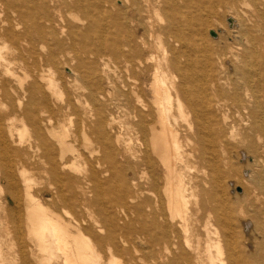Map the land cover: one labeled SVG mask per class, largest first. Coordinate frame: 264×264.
I'll return each instance as SVG.
<instances>
[{
  "label": "bare ground",
  "instance_id": "6f19581e",
  "mask_svg": "<svg viewBox=\"0 0 264 264\" xmlns=\"http://www.w3.org/2000/svg\"><path fill=\"white\" fill-rule=\"evenodd\" d=\"M117 81L136 103L121 116ZM60 103L85 117L55 121ZM116 183L123 223L88 230L76 199L105 212ZM131 246L148 264H264V0H0V264H123Z\"/></svg>",
  "mask_w": 264,
  "mask_h": 264
},
{
  "label": "rangeland",
  "instance_id": "374dc122",
  "mask_svg": "<svg viewBox=\"0 0 264 264\" xmlns=\"http://www.w3.org/2000/svg\"><path fill=\"white\" fill-rule=\"evenodd\" d=\"M131 27H132V29H134V28L135 29H138L137 30V35L138 36L143 35V33L145 32V28L143 26H141L139 23L133 24ZM222 28H223L222 25L220 26V24L214 22V26L208 29V34L207 35H208V37L210 39H213L214 40L215 43H214V46L213 47H215V48H218V47H221V46H224V45L221 43V40H219V38H217V36H212L211 35V31L212 30L213 31H217L218 29L221 30ZM227 42H231V41L228 39ZM111 75L113 76V74H111ZM143 76H144V79H143ZM138 77L140 78V83L142 82L141 85L142 86H145L144 89H145V92H146V100H149L150 99V91L148 89H149V84H150V81H151V78H150L151 77V73H148V76L147 75H144V74H139ZM65 79L67 80L68 77L65 76ZM127 82L129 84H132L133 83V81L131 79L130 80H127ZM117 85H118V87L113 90V92H115L114 93V96H112L111 99L109 98L108 108L115 115L121 116L124 113H126V112H124V110H127V112H130V111L134 110L135 109V106H136V103H135L134 98H133V96H132L131 93H129V95L127 97L119 95V90H120V88H119V81H117ZM80 92H82V91H80ZM119 99H121V101L124 103V105H126L128 107L127 109H125L124 107L123 108H120L119 107ZM60 104L62 106L61 111L57 107V108H55V113L53 114V118H54L55 121H57V120H61V121L62 120H66L67 121V118H68V114L69 113H72L73 114L74 119L77 120L78 123L85 117V114L83 113V110L84 109H82V107H79L78 110H77V113H75V105L69 106L67 103H60ZM50 115H48L46 118H48ZM127 116H129V115H127ZM129 121L132 122L131 119H129ZM16 125L20 127L21 126L20 121H17L16 122ZM121 130H122V128L120 126V123H117V124L114 125L113 134H116L118 132L120 133ZM123 131L126 132L127 129L124 127L123 128ZM77 138L79 140H81L80 135L77 136ZM241 166L243 168L244 165L241 164ZM196 169L197 170H195V172L196 173H199L198 172L199 171V167L198 166H197ZM130 174H129V176L131 177ZM247 174L248 173L245 172V175H247ZM241 175H242V172H241ZM241 175L239 176V178H240V182L238 183L239 185L237 184V186L234 188V190L236 192L235 191L233 192V190L231 192V196L234 199H235V197L237 195L239 196V197H236L237 200H239V199L242 200L243 199L242 198L243 197L242 196L243 194H240L241 192H238V189L241 188V190H242L245 186H248V188H249V184L246 182V179L242 178ZM78 177H79V179L81 178V176H78ZM44 186H45L44 184H40V186L38 185V187H43V188H44ZM148 187H149V184L146 182L144 184V191H145V193H143V196H145L147 194L146 188H148ZM73 188H75V191L76 192L79 189V187H78V185L76 183H74ZM101 190L102 191L99 193L100 194L99 195L100 196L99 198L104 201V203L102 204V206L106 209L105 212H102L100 210V208L98 206H96L95 204H92L91 201L87 202V201H85L83 199H78V200L76 199L75 203L77 202V204H74V206L72 207L73 215L77 219H79V220H88V225H86V227H87L88 230L91 229L90 231H93L94 230L95 232H97V230H98L97 227H103V229H106L107 228V224L105 222V218H111V219L115 220V223H117V225H119V222L120 223H123V220H121L122 214L120 213L121 206L119 204H112V203L109 202V198L110 197H112V196L119 197L120 192H121V186L119 185V183H116V184L111 185V186L110 185H107V186L104 185V186H102ZM138 201L139 200H131L129 196L127 197V205H129V207H128L129 211H128V214H127V217H126V221L125 222L129 226L135 227V228H137L139 225H138V223L136 221L137 220L136 214L132 212V207H133L132 205L133 204H136ZM78 206H79V208H78ZM144 210H145V214H144V217L143 218L148 221L149 220V217H148L149 208H148L147 203L144 206ZM104 216H105V218H104ZM89 221H91L92 223L89 224ZM13 243H16V241H13ZM14 245L16 247L17 246V243L14 244ZM17 248H18V246L15 249H17ZM5 249H6L5 251H9L7 249V247H5ZM143 254L144 253H142L141 250H140V252H136L135 249L132 248V246H131V248H130V254L129 255L128 254L127 255H120L119 254L117 256L120 258V260L122 258L121 261H122L123 264H126L127 262H130V261H131V263L132 262H137L138 264H146V263L148 264V262H149L148 255H146L147 257H144ZM107 256H106V259L104 260V264H108L109 263L108 260H109L110 256H109L108 259H107ZM120 260H119V262H120Z\"/></svg>",
  "mask_w": 264,
  "mask_h": 264
},
{
  "label": "water",
  "instance_id": "95a60500",
  "mask_svg": "<svg viewBox=\"0 0 264 264\" xmlns=\"http://www.w3.org/2000/svg\"><path fill=\"white\" fill-rule=\"evenodd\" d=\"M211 35L212 36H216V32L215 31H211ZM238 191H241V188H239Z\"/></svg>",
  "mask_w": 264,
  "mask_h": 264
}]
</instances>
